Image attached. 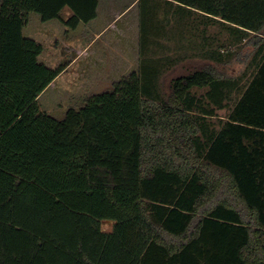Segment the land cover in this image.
<instances>
[{
    "label": "trees",
    "instance_id": "trees-1",
    "mask_svg": "<svg viewBox=\"0 0 264 264\" xmlns=\"http://www.w3.org/2000/svg\"><path fill=\"white\" fill-rule=\"evenodd\" d=\"M98 5L0 0V264H264V0H139L138 71L56 118L38 99L64 67L24 29ZM172 24L202 43L169 79Z\"/></svg>",
    "mask_w": 264,
    "mask_h": 264
},
{
    "label": "rangeland",
    "instance_id": "rangeland-1",
    "mask_svg": "<svg viewBox=\"0 0 264 264\" xmlns=\"http://www.w3.org/2000/svg\"><path fill=\"white\" fill-rule=\"evenodd\" d=\"M106 6L107 3L103 0L102 12L108 9ZM69 15L70 12L66 10L63 18L67 19ZM99 21L94 25L80 24L74 30L61 20L43 22L40 15L33 13L24 29L25 36L35 39L44 47L40 62L53 69L64 67V71L38 99L41 109L56 118H63L71 108H81L92 95L111 91L114 83L139 69L140 35L136 25H131L124 32L113 33L112 25L106 21L104 15ZM118 21L117 25L122 27L123 20ZM179 27L177 24L168 26L166 30L172 36L160 40L168 50L160 51L158 55L177 57L180 53L186 59L183 65L168 74L169 79L185 72V68L200 64L195 52L196 48L199 49L196 45L202 43L201 38L191 35L192 31L186 30L183 26ZM219 29L212 26L209 34L215 36ZM96 31L99 36L94 34ZM224 36L228 37L225 33ZM215 42L216 40L211 38L209 47L215 49ZM221 68L229 76H238L243 73L245 66L235 61ZM227 113V109L218 111L215 122L219 123ZM111 228L112 223H103L104 230Z\"/></svg>",
    "mask_w": 264,
    "mask_h": 264
},
{
    "label": "crops",
    "instance_id": "crops-1",
    "mask_svg": "<svg viewBox=\"0 0 264 264\" xmlns=\"http://www.w3.org/2000/svg\"><path fill=\"white\" fill-rule=\"evenodd\" d=\"M98 1H99L98 16L96 19L89 22V24H92V25L98 24L100 22L99 19L104 15V17L106 18V21L110 25H112V28H113L112 32L113 33L114 32H120V31L124 32L131 25H136V30H137V32L139 31V35H140L139 0H118L119 3H117V4L115 3V1H117V0H104L107 3L106 7H108V9H106L104 12L101 11L103 0H98ZM117 18H119V19H117ZM160 18L161 19L165 18L163 12L161 13ZM118 20H123V22H122L123 26L122 27H119L117 25V23L119 22ZM97 33H98V31L94 32V34L96 36H99V35H97ZM65 115H66V113H65Z\"/></svg>",
    "mask_w": 264,
    "mask_h": 264
}]
</instances>
